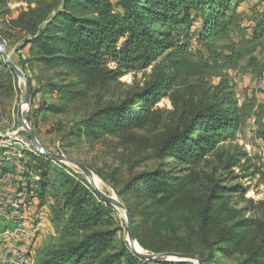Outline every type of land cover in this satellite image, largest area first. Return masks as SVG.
<instances>
[{
	"label": "rangeland",
	"instance_id": "1",
	"mask_svg": "<svg viewBox=\"0 0 264 264\" xmlns=\"http://www.w3.org/2000/svg\"><path fill=\"white\" fill-rule=\"evenodd\" d=\"M62 2L0 0V264H34L39 250L61 232L51 221L55 199L47 196L41 204L36 195L28 196L22 189L27 178H37L26 169L28 152L42 153L34 148L17 118L25 82L7 66L3 55L32 80L30 103L23 105L22 116H28L26 123L41 148L86 166L99 180L98 189L125 207L103 203L119 228L117 242L129 246L126 226L132 217L138 235L158 248L155 253L194 252L208 261L210 254L217 257L219 248L230 244L221 241L223 234L230 232L244 238L232 253L212 264L246 260L259 250L264 223V210L257 207L264 199V0H242L232 7L227 35L202 38L200 20L194 18L185 39L191 49L188 65L181 68L180 80L192 84L197 93L208 89V94L219 82L227 83L236 93L241 118L230 139L190 168L162 151L174 139L170 136L182 129L179 113L167 98L154 106L158 113L141 126L95 140L81 132V121L99 108L118 105L148 86L154 65L118 77L111 71L113 63L95 72L51 68L36 60L27 61L26 70L22 68L19 60L31 58L30 45L23 47L25 40L44 18L61 8ZM214 55H219L216 62ZM166 59L160 58L155 64L167 63ZM233 153L242 155L240 165L226 168ZM60 163L85 178L95 191L79 168ZM24 170L28 177L22 174ZM143 173L147 179L154 176L182 188L171 202L155 206L152 197H136L131 191ZM237 186L244 189L243 193L236 192ZM245 218L255 224L235 226ZM135 241L142 250L153 253L140 246L136 237Z\"/></svg>",
	"mask_w": 264,
	"mask_h": 264
},
{
	"label": "trees",
	"instance_id": "2",
	"mask_svg": "<svg viewBox=\"0 0 264 264\" xmlns=\"http://www.w3.org/2000/svg\"><path fill=\"white\" fill-rule=\"evenodd\" d=\"M241 1L63 0L61 8L44 18L43 24L25 40L23 47L30 45L31 58L19 62L24 70L27 61L36 60L51 68L68 67L80 72H95L113 63L115 68L111 71L116 77L154 65L148 86L118 105L99 108L81 121V132L95 140L141 126L158 113L159 109L154 106L167 98L179 113L182 129L170 136L174 139L162 151L169 159L190 168L221 142L230 139L241 117L236 93L227 83L219 82L208 94V89L197 93L192 84L180 80V70L188 65L191 51L185 39L189 38L194 18L200 20L202 38L227 35L233 8ZM160 58H168L167 63L155 64ZM218 58L219 55H214L213 60L216 62ZM27 81L31 87L28 76ZM241 158V154H231L226 168L239 166ZM28 159L26 169L37 178H27L22 189L28 196L36 195L41 204L47 196L55 199L51 205V221L61 230L39 250L34 264H123L122 261L125 264H193L154 262L138 257L127 243L117 242L119 228L103 204L104 199L85 178L45 154L28 152ZM24 171L22 174L28 177ZM133 183L132 187L139 186L137 190L131 187L133 195L150 196L155 206L171 202L182 188L167 185L154 176L147 179V173ZM243 190L241 186L236 188V192L243 193ZM257 207L264 210V199L257 202ZM131 224L138 244L149 252H159L138 235L132 217ZM254 224L245 218L235 226L246 228ZM243 238V234L226 232L221 241L230 244L219 248L217 257L210 254L207 261L200 253L196 254L204 264H212L232 253ZM260 241L259 250L238 264H264V223Z\"/></svg>",
	"mask_w": 264,
	"mask_h": 264
},
{
	"label": "water",
	"instance_id": "3",
	"mask_svg": "<svg viewBox=\"0 0 264 264\" xmlns=\"http://www.w3.org/2000/svg\"><path fill=\"white\" fill-rule=\"evenodd\" d=\"M0 43H2V40L0 39ZM1 48V47H0ZM7 65L15 72V74L20 77L24 82H25V93L24 95L20 98V104L17 110V118L20 121V123L22 124V128L26 131L27 135L30 137V140L32 142V145L34 146V148L42 153L45 154L46 156L53 158L59 162H63V163H69L74 165L75 167L79 168L84 175L87 177L89 183L93 186V188L95 189V191L107 202L117 205L118 207H120L121 209L125 210V207L117 200H115L114 198L104 194L103 192H101L93 183V179H92V173L91 171L84 165L80 164L79 162H77L76 160L69 158L67 156L61 155V154H56V153H51L48 151H45L43 148H41V146L39 145V143L37 142L34 134L32 133V131L29 129L26 120L27 117L23 118L22 116V111H23V105H28L30 103V86L29 83L27 81V77L26 75L21 72L19 70V68L9 59V56L7 55H3ZM127 237H128V243H129V247L131 249V251L137 255L138 257L145 259V260H152L154 262H164V261H168L170 259H176V260H180V261H191V262H196L197 264H204L203 261L201 260V258L199 257V255H197L196 253H192V252H186V253H177V252H168V253H148L145 252L144 250L142 251H138L135 248V245H137L136 241H135V237L133 234V229H132V224L131 222L128 220L127 221Z\"/></svg>",
	"mask_w": 264,
	"mask_h": 264
},
{
	"label": "bare ground",
	"instance_id": "4",
	"mask_svg": "<svg viewBox=\"0 0 264 264\" xmlns=\"http://www.w3.org/2000/svg\"><path fill=\"white\" fill-rule=\"evenodd\" d=\"M0 47H1V43H0ZM92 179H93V183H94V185H95L97 188L100 189V182H99V180L97 179V177L93 176ZM135 248H136V250H138V251H142V249H141L138 245H135Z\"/></svg>",
	"mask_w": 264,
	"mask_h": 264
},
{
	"label": "built area",
	"instance_id": "5",
	"mask_svg": "<svg viewBox=\"0 0 264 264\" xmlns=\"http://www.w3.org/2000/svg\"><path fill=\"white\" fill-rule=\"evenodd\" d=\"M13 205H14V207H15V206L17 207V204H16V203H14ZM21 232H23V231H21ZM16 255L18 256V260H19V261H23V258H21L22 256H21L20 254H19V255L16 254ZM21 263H24V262H21Z\"/></svg>",
	"mask_w": 264,
	"mask_h": 264
},
{
	"label": "crops",
	"instance_id": "6",
	"mask_svg": "<svg viewBox=\"0 0 264 264\" xmlns=\"http://www.w3.org/2000/svg\"><path fill=\"white\" fill-rule=\"evenodd\" d=\"M47 205H48V202H47ZM42 210H43V211H44V210H46L45 206L43 207V209H42ZM43 213H44V212H43Z\"/></svg>",
	"mask_w": 264,
	"mask_h": 264
}]
</instances>
